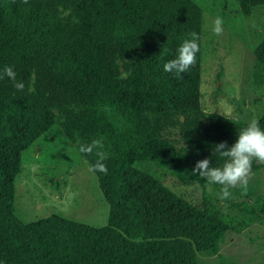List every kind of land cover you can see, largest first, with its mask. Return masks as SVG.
Wrapping results in <instances>:
<instances>
[{
  "label": "trees",
  "instance_id": "1",
  "mask_svg": "<svg viewBox=\"0 0 264 264\" xmlns=\"http://www.w3.org/2000/svg\"><path fill=\"white\" fill-rule=\"evenodd\" d=\"M237 2L244 16L264 4ZM192 33L199 37L195 65L182 78L166 73L163 65ZM202 34L194 0H0V72L12 66L25 85L19 92L0 79V264H197V251L231 229L208 194L191 200L138 165L154 161L187 176L155 139L106 152L107 174L95 173L108 203L105 225L57 215L26 223L13 210L21 152L61 110L166 114L186 134L205 119L245 128L247 122L201 108ZM253 54L250 84L264 94V36ZM256 120L264 130V107ZM82 155L95 163V153Z\"/></svg>",
  "mask_w": 264,
  "mask_h": 264
},
{
  "label": "rangeland",
  "instance_id": "2",
  "mask_svg": "<svg viewBox=\"0 0 264 264\" xmlns=\"http://www.w3.org/2000/svg\"><path fill=\"white\" fill-rule=\"evenodd\" d=\"M202 10L201 108L240 122L256 120L264 107L263 87L251 84L253 49L264 36V4L250 16L239 10L237 0H194ZM223 19V32H213L214 20ZM87 113V114H86ZM184 119L179 117V121ZM239 127L205 119L194 134H186L175 117L128 110L98 109L83 112L61 110L54 124L21 152V167L14 179V214L29 223L57 215L65 219L102 226L107 223L104 199L90 162L78 151L79 141L103 138L105 152H118L145 141L157 140L174 156L187 176L175 175L167 165L154 161L138 165L175 192L199 200L210 196L213 212L230 223L216 243L197 251V264H264V164L253 160L247 194L239 186L231 197L220 199L221 185L209 183L192 169L208 158L212 166L225 159L214 152L220 142L235 143ZM238 129V130H237Z\"/></svg>",
  "mask_w": 264,
  "mask_h": 264
},
{
  "label": "clouds",
  "instance_id": "3",
  "mask_svg": "<svg viewBox=\"0 0 264 264\" xmlns=\"http://www.w3.org/2000/svg\"><path fill=\"white\" fill-rule=\"evenodd\" d=\"M223 24L224 21L220 17L214 20L213 32L217 36L222 34ZM198 40V35L192 33L190 39H185L178 46L175 58L163 65V70L182 78L181 74L187 72L196 63V53L199 51ZM5 77L13 82L17 91L24 90L25 85L22 81L17 80V74L12 66L6 65L0 72V79ZM103 149V138L78 145L80 153L88 155L95 153V163L89 166V171L92 174L96 172L107 174L108 169L104 161L108 158V154ZM214 152L225 159L223 165L212 166L210 160L204 158L195 163L192 174L206 178L209 183L221 185V200L229 199L231 197L230 188L237 186L241 188L242 194L246 195L252 176L253 160L264 164V130L260 128L257 120H252L239 131L234 144L229 146L226 141L220 142L215 145Z\"/></svg>",
  "mask_w": 264,
  "mask_h": 264
},
{
  "label": "water",
  "instance_id": "4",
  "mask_svg": "<svg viewBox=\"0 0 264 264\" xmlns=\"http://www.w3.org/2000/svg\"><path fill=\"white\" fill-rule=\"evenodd\" d=\"M181 117V119H183V116H180Z\"/></svg>",
  "mask_w": 264,
  "mask_h": 264
}]
</instances>
